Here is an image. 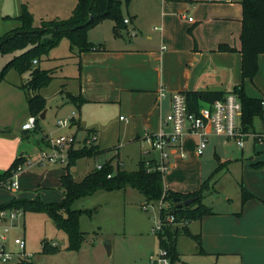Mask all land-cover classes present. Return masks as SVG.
Returning <instances> with one entry per match:
<instances>
[{"label": "rangeland", "instance_id": "obj_1", "mask_svg": "<svg viewBox=\"0 0 264 264\" xmlns=\"http://www.w3.org/2000/svg\"><path fill=\"white\" fill-rule=\"evenodd\" d=\"M120 1L124 19L134 17L136 35L129 38L124 29L121 30L122 35H116L114 22L104 19L89 27L88 40L105 44L108 48L121 45L140 48L142 51L134 56V64L136 70L141 71L139 76L143 72V76L155 77L149 81L150 85L158 84L160 73L165 81L181 82L185 68H213L216 61L214 54L213 61L208 62L212 53L202 49H207L217 37L240 40L241 23L237 19L224 20L237 17L240 0H215L209 7L207 3L198 0H130L128 4L126 0ZM76 4L77 0H0V38L21 29L22 23L18 17L23 5L33 15L35 25L40 26L42 20L68 19ZM189 18L194 20L193 24H190ZM193 25H196L195 30L190 32ZM194 39L197 45L194 44ZM183 52L189 53L192 60L189 61L188 56H181ZM197 52L202 54L200 59L194 58ZM84 53L80 55L77 48L71 49L68 39L63 38L34 65L51 72L54 77L40 90L44 101L34 115L25 94L30 73L21 76L12 66L6 69L4 79L0 81V134L7 131V137L18 133L22 135L21 127L30 117L38 120V126L28 132L30 136H24V139H28L23 141L22 149L27 155L24 156L26 163L30 160V164H24L22 172L18 174L19 189L11 192L0 188V205L19 196L25 199L39 197L45 203L62 201L59 176L65 171L61 164L38 163L42 150L53 153L51 141L60 136L73 137L72 149L87 145L91 135L98 136L94 143L99 151L96 157L81 158L71 167L76 181H81L106 160L113 159L116 162L119 157L126 170L136 171L139 159L146 157L143 153L149 149V143L134 142V139L137 137L136 133L141 134L147 125L145 122L151 98L146 93L120 90L116 84L109 82L97 84L91 81L97 68L110 65L96 58L94 51L86 55ZM13 56H0V70ZM151 67L160 69L151 72ZM102 75L106 78L114 74ZM65 91L81 95L84 100L90 101L84 102L78 109L65 95ZM73 111L76 114L72 122L67 126L59 125L60 121L69 119ZM44 112L45 119H41ZM120 116H123L122 120ZM255 127L260 128L259 117L255 120ZM197 143L198 140L192 136L184 137L182 149L186 158L181 160L176 155L171 156L164 174V185L179 192L198 190L222 162L224 165L204 191L205 204L218 210V201L225 204L224 198L236 200L241 196V163L226 161L231 158L241 159L242 151L244 158L247 157L252 140L246 141L241 150L232 141L224 145L216 138L214 149L213 144H210L202 156L196 153ZM215 149L221 162L215 158ZM153 156L158 157V153H153ZM216 178L218 183L215 184ZM72 208L82 210L80 229L83 239L78 250L67 249V234L56 228L47 212H25L16 218H2L0 228L11 227V238L7 243L9 250L14 252L11 264H14L20 253L13 240L21 236L25 238L24 253L30 256L34 264H159L161 246L158 234L155 233L160 214L159 202H147L138 190L126 187L83 196L73 202ZM19 211L21 210L5 212L9 215L10 212ZM196 224L193 221L190 227ZM43 240L57 244L60 251L42 254ZM107 240L111 242L110 255L104 246ZM194 245L190 237L182 235L178 239L177 250L190 255ZM26 255L22 259H26ZM192 257L188 256L190 263L194 262ZM175 264L185 263L182 258V261Z\"/></svg>", "mask_w": 264, "mask_h": 264}, {"label": "trees", "instance_id": "obj_2", "mask_svg": "<svg viewBox=\"0 0 264 264\" xmlns=\"http://www.w3.org/2000/svg\"><path fill=\"white\" fill-rule=\"evenodd\" d=\"M129 2L130 0H126L127 4ZM240 4L242 6V30L239 52L242 55V83L236 86L232 92L239 97L242 104V130L245 133H250L254 130L255 118L260 117L264 120V99L248 96L244 87L246 80H253L257 75L258 56L264 54V0H241ZM121 6L120 0H77L72 15L68 19L42 20L40 26H37L28 7L23 5L22 12L18 17L22 23L21 29L0 38V56L14 55L0 70V81L4 79L5 71L9 66H12L21 76L29 72L30 79L25 87V94L31 107V113L36 114L39 105L44 101L40 90L47 86L54 77L51 72L42 70L40 66H34V61H37L38 64L63 38L68 39L71 49L77 48L80 55L84 52L105 51L104 44H96L88 40V29L103 22L104 19H111L114 22L115 34H120L121 30L125 29ZM219 51L235 52L236 50L229 45L222 44L219 46ZM62 93H64L63 90ZM183 93L186 95L190 112L195 113H198L204 106H209L217 100H223L227 94L223 91L212 90ZM65 95L78 109L86 102L81 95H73L69 92H65ZM37 126L38 120L36 119L34 130ZM97 149L98 147L94 144H91L90 147L84 145L78 149H70L68 164L62 167L65 172L59 177L60 189L63 191L62 201L45 203L39 197L35 199L13 198L0 205V213L6 210H21L23 213L47 212L56 228L67 234L69 240L67 249L78 250L83 239V232L80 229L82 210L73 209V202L97 191L132 187L138 190L147 202H158L164 196V201L170 204L169 210H162V217L173 214L176 224L164 227L163 233H160L158 237L161 248L168 251L171 261L174 262L176 259L177 240L182 235L193 239L198 246L199 254H205L201 236L193 235L187 225L179 227L177 224L182 221L188 223L200 221L205 216L215 214L213 208L203 202L204 191L224 164L220 163L217 171L202 184L200 189L187 194L165 189L163 174L157 170L158 164L154 161H149L147 166L141 160L136 171H127L119 165H113V160L106 161L101 168H94L81 181H76L71 173V167L81 158L96 157V154L99 153ZM215 158L220 162L219 156L215 155ZM26 162L27 159L23 155L18 156L6 171L0 173V183L10 182L18 167L23 166ZM251 166L253 169H264V161L256 162ZM177 198L182 202L189 199L193 201L187 206L177 207L174 203ZM252 199H256V196L241 184L242 204L244 205ZM59 251L57 245L48 240L42 241V254H54ZM17 264L34 263L29 257L26 259L24 257L18 259Z\"/></svg>", "mask_w": 264, "mask_h": 264}, {"label": "crops", "instance_id": "obj_3", "mask_svg": "<svg viewBox=\"0 0 264 264\" xmlns=\"http://www.w3.org/2000/svg\"><path fill=\"white\" fill-rule=\"evenodd\" d=\"M188 1L193 2L194 0H188ZM198 1L207 3L206 5H208L209 7V5H213V2L215 0H198ZM238 8H239L238 10L239 12L237 17L234 18L228 17L224 20L232 21L233 19H237L241 23V30H242L241 4L238 6ZM182 15L183 17L185 16V14ZM125 20H129V23H125L124 30L127 33L128 37L131 38L136 35L134 31L137 30V26L134 22V17L129 16L128 18H125ZM189 22L190 24L191 23L193 24L194 20L191 21L189 20ZM195 26L196 25H193L190 29L194 31ZM120 35H122L121 32ZM194 44L197 45L196 39H194ZM222 44L229 45L235 48L236 51L220 52L219 46ZM240 48H241V40L237 41L235 39H231L228 37H217V39H215L207 49H202V50L210 51L212 53L210 54L212 56H210L208 62L213 61V54H214L216 61L213 68L193 69V70L185 68L184 79L181 82H177L175 80H171L170 82L165 81L164 76L160 73L157 78L158 81L157 85L149 84V81H152V79H154L155 77L151 78L150 76H143L142 75L143 72L140 76L138 75V73L141 71L138 72L136 70V64H134L135 63L134 56L141 53L142 50L140 48L129 47L128 45H121L114 48L105 47V51H94L96 58H98L100 61L106 64H109L110 66L97 68V71L95 72V75L92 77L91 81L97 84H100L102 81L109 82L111 84H116L117 88H119L120 90H131L139 94L146 93V96L151 98V102H148L149 103V107L147 111L148 117L145 122V124L147 125H145L144 129L142 130L143 132L144 131L145 132L143 133L141 131V134L140 132H137L136 133L137 137L134 139V142L145 141V143H149L150 150L149 149L145 150L143 154L146 157L140 158L138 164L141 160L144 161L145 163H149V161H154L156 163V161L159 158V154L158 157L153 156V153H155V151L152 149L151 137L160 130L162 125L161 124L162 119L170 110V100L168 98H164L160 100L158 95L159 91L161 89H164L169 94L174 92L203 91V90L223 91L226 93L232 92L236 86L242 83V72H241L242 55L239 52ZM89 53L91 52L84 54L86 55ZM184 55L188 56L189 53L187 52L181 53V56ZM201 55L202 54L200 52H197L194 55V58L200 59ZM188 59L189 61L192 60L190 56H188ZM258 67H259L258 73L255 76V78L253 80H246L244 82V87H245V92L248 96L253 98L264 99V54H260L258 56ZM159 69L160 67L150 68L151 72L159 71ZM105 73H113L114 75L103 78L102 74ZM87 101L88 100H86V102ZM121 117L123 119V116H120V120H122ZM80 123L82 124L81 120ZM259 123H260V128L257 129L255 127V121H254V130L250 132L245 139V143L246 141L252 140V147H250L247 157L244 158L242 151L241 159L231 158L226 161L227 163L228 162L234 163V161H239L238 163H241V171H240V178L242 181L241 184H243L250 193L256 196V199H252L243 205L241 202V196L236 200L234 199L232 200L226 197L224 198L225 204H221L222 202L218 201L219 209L218 210L213 209L215 212L214 215L205 216L200 221H194L197 222V224L192 225L191 227H190L191 222L188 223L187 226L189 231L193 235L199 234L201 236L202 248L204 249L205 254H199L198 246L193 239L192 240L194 241L195 245L194 248L191 249L190 255H188L187 252L185 253L183 251H178L177 250L178 240H177L176 259L174 260V262L171 261V263L173 262L172 264L182 261V258L185 264H264V169H253L251 166L256 162L264 161V120L260 117H259ZM23 125L21 127L22 135L18 133L17 135H12L10 137H7V135H9L7 134L9 132L7 131H2V135L0 134V173L6 171L18 156L21 155L27 156L26 154H24V151L22 149L24 146L23 141L28 139V137L24 139V136L25 134H28L30 136L28 132L31 130H23ZM216 138L217 139L219 138L224 145L231 142L221 137H212L210 139L209 145L213 144V149ZM99 145H100V141H99ZM243 148L240 149L243 150ZM181 151H183L182 148L181 150L177 149L171 151L167 162L168 167L171 156L173 157L176 155L181 160L186 158V154L184 151L183 152L185 154V157L184 158L181 157ZM214 154L219 156L221 162L222 161L221 157L220 155H218L216 149ZM119 155L120 153L118 154V156ZM110 160L113 159H109L106 161H110ZM112 164L119 165L121 168L125 169L124 167L125 165L121 162L119 157L116 162L113 160ZM217 181L218 179L216 178L214 183L215 184L218 183ZM241 184H240V189H241ZM165 189L171 190L166 188V186ZM175 192H179V191H175ZM180 193L187 194L190 192H180ZM17 198H22V197L19 196ZM203 202L206 203L205 198ZM191 255L193 256L191 260H194V262L192 263H190L189 261L190 258H188V256ZM187 259L188 262H186ZM17 261L18 260H16L14 264H17ZM11 263L12 262L9 263L0 262V264H11Z\"/></svg>", "mask_w": 264, "mask_h": 264}, {"label": "built area", "instance_id": "obj_4", "mask_svg": "<svg viewBox=\"0 0 264 264\" xmlns=\"http://www.w3.org/2000/svg\"><path fill=\"white\" fill-rule=\"evenodd\" d=\"M192 20L191 18L189 19ZM125 23H129V20H125ZM37 64V61H34ZM160 100L168 98L170 100V110L162 119L160 130L151 137L152 149L159 154V158L156 161L158 164L157 170H159L163 176L168 169V159L171 151L182 148L183 139L186 136L195 137L198 140L196 144V153L202 156L205 149L209 145L212 137H221L227 141H233L239 148H243L245 139L249 133H245L241 126L242 117V104L239 97L229 92L226 94L223 100H217L209 106L202 107L198 113L190 112L188 108L187 98L183 92L168 93L164 89L159 91ZM264 104V102H263ZM264 116V111H263ZM75 118V112L72 113L69 119L60 121L59 125L67 126ZM122 119V117H121ZM36 126V118L30 117V119L23 125V130H34ZM98 136L91 135L87 140V146L94 144ZM259 138V137H258ZM260 139V138H259ZM73 137L60 136L51 141L53 145V153L41 151L39 155V164H61L64 167L68 164L69 151L72 146ZM181 157L184 158L185 154L181 151ZM30 164V161L28 163ZM25 164V165H26ZM149 163H146L148 166ZM18 167V170L14 173L13 178L8 183H0V188L7 189L11 192L19 189L17 181L18 174L22 172L23 167ZM101 168V166H98ZM159 202L160 214L157 223L155 233L158 235L163 233L164 227L169 224L175 223V216L168 214L162 217V210H169L170 204L164 201V196ZM0 213V221L4 217L16 218L18 215H22L23 212H10ZM179 227L188 225L187 221H182L177 224ZM10 226H4L0 228V262H11L14 252L10 251L7 243L10 237ZM14 246L19 247L20 253L17 255V259H21L26 254L25 239L18 237L13 240ZM23 250V251H22ZM159 264H172L169 253L166 249H160Z\"/></svg>", "mask_w": 264, "mask_h": 264}, {"label": "water", "instance_id": "obj_5", "mask_svg": "<svg viewBox=\"0 0 264 264\" xmlns=\"http://www.w3.org/2000/svg\"><path fill=\"white\" fill-rule=\"evenodd\" d=\"M41 119H45V112L41 115ZM193 200L189 199V200H185V201H180V199H175L174 203L176 204L177 207H183V206H187L190 203H192ZM104 246L106 248V251L108 253V255L111 254V242L110 240H107L104 242Z\"/></svg>", "mask_w": 264, "mask_h": 264}]
</instances>
